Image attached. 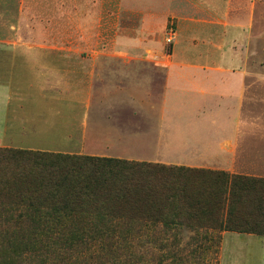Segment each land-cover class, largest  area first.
Listing matches in <instances>:
<instances>
[{
    "label": "rangeland",
    "instance_id": "obj_1",
    "mask_svg": "<svg viewBox=\"0 0 264 264\" xmlns=\"http://www.w3.org/2000/svg\"><path fill=\"white\" fill-rule=\"evenodd\" d=\"M0 1L13 22L0 38L81 83L51 99L26 89L0 148L264 179V0ZM12 218L0 264H218L222 231L204 223L113 218L70 237L74 217Z\"/></svg>",
    "mask_w": 264,
    "mask_h": 264
},
{
    "label": "trees",
    "instance_id": "obj_2",
    "mask_svg": "<svg viewBox=\"0 0 264 264\" xmlns=\"http://www.w3.org/2000/svg\"><path fill=\"white\" fill-rule=\"evenodd\" d=\"M25 208L47 210L56 224L74 217L70 237L92 234L100 225L110 228L106 224L113 218L160 220L167 228L190 220L220 231L264 236V179L0 148V220L15 214L17 221ZM174 216L181 220L174 222Z\"/></svg>",
    "mask_w": 264,
    "mask_h": 264
},
{
    "label": "crops",
    "instance_id": "obj_3",
    "mask_svg": "<svg viewBox=\"0 0 264 264\" xmlns=\"http://www.w3.org/2000/svg\"><path fill=\"white\" fill-rule=\"evenodd\" d=\"M11 14L9 2L0 1V23L7 28L9 24L13 26ZM32 58L35 57L16 54L13 39L0 38V143L13 140L18 133L15 118L16 109H20L16 98L22 99L26 89L37 88L46 99H51L50 93L74 89L81 84L73 75L64 77V69L53 64V59ZM193 85L199 88L201 81ZM218 264H264V236L222 231Z\"/></svg>",
    "mask_w": 264,
    "mask_h": 264
}]
</instances>
